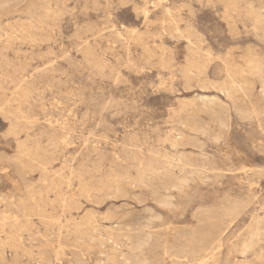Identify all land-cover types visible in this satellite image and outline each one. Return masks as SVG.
<instances>
[{
	"label": "rangeland",
	"instance_id": "obj_1",
	"mask_svg": "<svg viewBox=\"0 0 264 264\" xmlns=\"http://www.w3.org/2000/svg\"><path fill=\"white\" fill-rule=\"evenodd\" d=\"M16 1L0 8V264H129L116 224L149 238V264L193 231L215 255L165 264H264V0Z\"/></svg>",
	"mask_w": 264,
	"mask_h": 264
},
{
	"label": "bare ground",
	"instance_id": "obj_2",
	"mask_svg": "<svg viewBox=\"0 0 264 264\" xmlns=\"http://www.w3.org/2000/svg\"><path fill=\"white\" fill-rule=\"evenodd\" d=\"M18 1L21 0H17L16 3H18ZM37 1V2H36ZM10 0H0V8H3L4 5L6 3H9ZM38 4V5H35ZM151 4V2H150ZM227 5L229 7H231V9H234L235 7V1H229L227 3ZM41 6V0H30L27 7L30 10H36V9H40ZM264 8V6H262ZM155 8V7H154ZM225 8V7H224ZM227 8V7H226ZM166 9V7H165ZM145 11V10H144ZM147 13V12H146ZM144 13V14H146ZM170 15V14H168ZM115 26V25H114ZM0 29H1V25H0ZM163 30V29H162ZM220 58V57H219ZM195 59V58H194ZM193 59V60H194ZM191 60V61H193ZM225 68V67H224ZM228 71V70H226ZM234 77V76H233ZM236 78V77H235ZM261 79L263 80V83L261 85V93L264 94V77H261ZM232 82V81H231ZM238 86V84H236ZM242 85V84H241ZM234 88V87H233ZM237 89V88H236ZM235 90V89H234ZM238 90V89H237ZM239 90L242 91L243 93L247 92V89L244 88L243 86L240 87L239 86ZM226 93V97L231 96V91L230 90H225ZM260 93V94H261ZM200 96V95H199ZM224 96V95H223ZM230 98V97H229ZM200 101H201V107L203 109H207V102H216V99L212 96H201L200 97ZM74 104V103H73ZM17 111V110H16ZM19 111V110H18ZM249 116V115H247ZM246 117V116H245ZM250 118V117H249ZM247 119V118H246ZM19 122V121H18ZM20 123V122H19ZM259 127V126H258ZM180 158L182 157V155H179ZM176 162V161H175ZM182 167V166H181ZM218 171V170H216ZM161 186L163 189L167 190L169 188H176V189H181L183 182L179 177H176L174 175V173L171 170H167L163 173V176L161 177ZM152 180V179H151ZM150 179H142L141 180V185L144 184L145 186H150L152 187V192L153 193H158L156 189L153 188V183ZM160 179H158L159 181ZM157 181V183H158ZM252 181V180H251ZM143 186V185H142ZM146 188V187H145ZM148 188V187H147ZM161 188V187H160ZM117 191V190H116ZM63 198V197H62ZM170 198L171 196L168 195H160L159 196V202L163 205L169 204L170 203ZM63 203V202H62ZM62 213V212H61ZM208 211L203 212V216H207L208 215ZM233 213V208L228 207L225 208L223 211V215H232ZM202 214V213H201ZM196 216V215H195ZM111 218V217H110ZM232 218V217H231ZM59 219V218H58ZM169 224V223H168ZM105 226V225H104ZM128 227V226H127ZM122 229V227L119 224L116 225H112L110 227V231H116L118 236H126L127 239L130 241L129 244V252L127 254L124 255V259L125 261H127L129 264H149L148 260L142 256V252L145 249L146 246L149 245L150 240L147 236H143L141 234H139L138 236H131L130 233L126 232V233H122L120 232V230ZM221 230V229H220ZM108 233L109 238H110V232ZM219 234V233H218ZM261 234L256 231L255 233L252 234L251 238H250V242L253 243L254 241H256L258 239V237ZM188 236V235H186ZM189 239H188V244L186 245V248L183 245L180 246H174L172 249L169 247L164 249V254L161 257V260H158V264H165L164 261L166 258L169 257V251H173L174 256H179L180 253H184L187 258H189V261H207L208 259H210L211 257H213L220 245V240L218 237H216L214 235L213 232L208 231L205 234H203L200 231H193L189 234ZM166 239V238H165ZM250 244V243H249ZM45 257V256H43ZM42 259V258H41ZM41 262V261H40ZM41 264V263H40ZM48 264V263H46ZM72 264V263H71Z\"/></svg>",
	"mask_w": 264,
	"mask_h": 264
}]
</instances>
